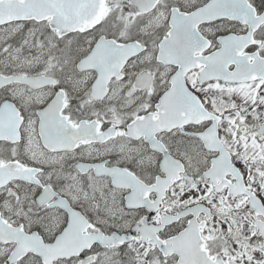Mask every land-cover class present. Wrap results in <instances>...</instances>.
<instances>
[{
  "label": "snow or ice",
  "instance_id": "obj_1",
  "mask_svg": "<svg viewBox=\"0 0 264 264\" xmlns=\"http://www.w3.org/2000/svg\"><path fill=\"white\" fill-rule=\"evenodd\" d=\"M0 264H264V0H0Z\"/></svg>",
  "mask_w": 264,
  "mask_h": 264
}]
</instances>
